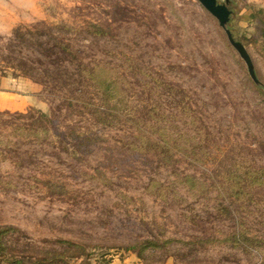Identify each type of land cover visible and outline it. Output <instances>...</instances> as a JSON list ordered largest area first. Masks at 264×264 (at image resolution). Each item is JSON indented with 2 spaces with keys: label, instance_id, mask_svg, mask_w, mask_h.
<instances>
[{
  "label": "rangeland",
  "instance_id": "rangeland-1",
  "mask_svg": "<svg viewBox=\"0 0 264 264\" xmlns=\"http://www.w3.org/2000/svg\"><path fill=\"white\" fill-rule=\"evenodd\" d=\"M218 3L257 81L198 0H0L4 262L264 264V0Z\"/></svg>",
  "mask_w": 264,
  "mask_h": 264
},
{
  "label": "trees",
  "instance_id": "trees-1",
  "mask_svg": "<svg viewBox=\"0 0 264 264\" xmlns=\"http://www.w3.org/2000/svg\"><path fill=\"white\" fill-rule=\"evenodd\" d=\"M38 75H39L38 77L34 76V79H36V82L39 83L40 85L44 86V87H48L49 86L48 85L49 84V81H48L49 79H53L54 81H57V80H55V78L50 76L47 72H44L43 74H38ZM79 75L81 76V83L85 84L84 85L85 87L86 86L87 87H89V86L91 87L92 86L91 82L95 80V78H94L95 77L94 70H89L87 68H80ZM98 85L102 86V82L99 81ZM50 90L52 92H55V91L59 90V87L54 84V87H51ZM74 99H77V98H74ZM20 116L28 118L31 121V123L29 125H23L21 127L15 128V130L30 131L32 133H38V132H43V133H46V134L50 133V131L48 129V125L51 123V121H50L49 117L46 114H44L42 112L35 111L31 115L21 114ZM11 232H12V229H10V228L0 227V264H4V263L7 264V262H4L3 259L7 258V255L5 253L8 250V247H7V244H6V237ZM62 244H64V247L67 250H69V251H71V249H75V248L78 249V250H82V248H80V246L71 244L69 242L62 241ZM78 250L76 252H74L71 257L78 258V257H81V256L85 255L84 253H82V252H80ZM48 263L50 264V262H48ZM48 263H46V262H44L42 260L36 259L33 262H31V263H27L25 261H15L14 264H48Z\"/></svg>",
  "mask_w": 264,
  "mask_h": 264
},
{
  "label": "water",
  "instance_id": "water-1",
  "mask_svg": "<svg viewBox=\"0 0 264 264\" xmlns=\"http://www.w3.org/2000/svg\"><path fill=\"white\" fill-rule=\"evenodd\" d=\"M198 1L211 15H213L219 21L220 25L226 30L230 43L240 52L242 58L245 60V62L248 65L251 77L253 78L254 81H257L253 64L244 46L236 42L233 39L230 31L226 28V25L228 24L231 15V11L228 9L227 5L219 4L218 0H198Z\"/></svg>",
  "mask_w": 264,
  "mask_h": 264
}]
</instances>
